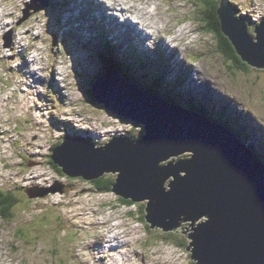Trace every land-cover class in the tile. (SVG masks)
Instances as JSON below:
<instances>
[{"label": "rangeland", "instance_id": "1", "mask_svg": "<svg viewBox=\"0 0 264 264\" xmlns=\"http://www.w3.org/2000/svg\"><path fill=\"white\" fill-rule=\"evenodd\" d=\"M26 1L30 0H0V130L9 135L6 141L0 137V188L3 196L14 195L19 199L12 209L13 219L5 220L0 213V261L5 264L191 263L186 246L192 241L188 236L193 230L187 231L190 228L188 223L178 229L189 238L186 246L179 245L178 242L182 240L177 236L168 241L163 233L157 230L150 232L151 229L148 231V224L142 220L145 211L141 208L146 205L145 201L126 204L112 191H97L91 181L56 172L48 161L51 146L68 134L88 136L96 142L111 134L135 139L141 138L146 132L143 124L120 115L118 117V114L104 109L99 103H91L93 101L89 100L87 94L88 86L96 77L104 74V63L95 58L98 56L94 50L98 45L96 36L102 27L109 29L115 26L111 35L118 34L126 41L131 37L132 44L136 45L134 34H126L123 38L120 33H125L126 29L131 32L133 25L123 21L124 26L120 27L122 23L119 20L131 14L132 18H136L137 14L142 24H150L154 17L146 19L143 14L146 6L140 7L141 4L146 3L151 10L160 14L167 26L157 35L153 32L148 36L143 30L135 29V33L141 30L146 35L138 36L140 42L145 44L143 48L147 49V54L138 53L134 58L138 61L140 57L144 66L138 67L136 71L139 81L150 88L162 76L164 69L171 85L185 93L184 98L177 97L178 101L186 103L188 97H194L199 103L210 106L216 117H219L222 106L228 103L230 111L236 113V120L227 116L229 124L238 130L242 126L246 129V134L240 136L241 140L249 135L247 121L251 118H255L259 124L254 135L264 138V69L250 66L249 71H240L231 65L232 62L218 50L217 34L206 27L200 0H100L107 4L106 8L103 3L96 4L97 0H50L45 9L31 12L26 21L17 25ZM229 1L238 6V15L245 17L250 31L264 20V0ZM129 5L133 7L129 8ZM123 8L126 10L123 11ZM120 11L125 13L124 17H117ZM30 24L33 26L31 29ZM186 26L192 33L172 42L173 46L179 44V55L173 59V66L168 67L169 62L159 58L164 49V40L179 34L177 30L186 29ZM9 27L15 30L12 35L13 49L10 50L2 45V36ZM88 36L92 38V45L84 49L82 38L87 39ZM55 37L58 38V46L52 52ZM112 37L119 43L123 42L118 36ZM166 54L170 60L171 54ZM34 60H40L38 62L42 67L34 65ZM63 62L68 63L64 89L58 83ZM32 72L44 79H36L39 87L33 90L23 84L31 78ZM165 79L163 81L166 84ZM191 80L200 89L208 92L211 88L215 93L209 97L198 93L192 95L188 91ZM43 82L45 85H42ZM160 91L164 93V89ZM33 92L38 93L39 107L44 106V110L40 112L34 106L33 110L27 111L34 112V115H30L14 99L28 100ZM238 111L242 116L238 115ZM221 114L226 117L224 112ZM249 137L252 138V133ZM263 140L259 143L264 148ZM247 141L250 142V139L247 138ZM97 145L102 146L101 142ZM255 148L264 160V150L257 144ZM109 174L116 176L114 173ZM58 183L70 184L72 188L65 193L57 192L45 197L30 198L27 193L29 190L40 192ZM109 217L129 223L124 237H109L108 228L112 225L103 224ZM102 254L105 260L100 259Z\"/></svg>", "mask_w": 264, "mask_h": 264}, {"label": "water", "instance_id": "2", "mask_svg": "<svg viewBox=\"0 0 264 264\" xmlns=\"http://www.w3.org/2000/svg\"><path fill=\"white\" fill-rule=\"evenodd\" d=\"M49 3L26 2L29 14L23 9L17 25ZM217 12L236 53L249 66L264 69V20L250 31L229 0H221ZM13 34L9 28L3 35L5 48L13 49ZM94 81V102L143 124L146 132L135 139L117 136L102 146L66 135L51 149L54 164L69 177L95 180L116 174L112 191L147 201L151 228L175 231L189 223L187 250L196 264H264V161L257 152L228 127L118 74L106 72ZM184 154L189 156L175 160ZM50 187L53 193L70 188ZM48 191L27 193L34 198Z\"/></svg>", "mask_w": 264, "mask_h": 264}, {"label": "trees", "instance_id": "3", "mask_svg": "<svg viewBox=\"0 0 264 264\" xmlns=\"http://www.w3.org/2000/svg\"><path fill=\"white\" fill-rule=\"evenodd\" d=\"M201 4L203 5L204 8V14H203V19L205 21H207L206 23V27L208 29H210L211 31H214L217 35L215 36L217 38V45H218V50L225 56V58L232 62V66L237 68L240 71H249L250 66L244 62L241 57L236 53V50L234 48V46L232 45V42L230 41V39L222 32L221 30V23H220V19L218 16V12L217 9L219 7V0H200ZM233 4V2H232ZM233 6L238 9V6L236 4H233ZM248 27L249 23H248ZM250 29V28H249ZM133 55L134 57H136V54H130ZM102 59L104 60V69L108 70V69H113V70H117V73H121V75L126 79L129 80L131 82H134L138 85H142L144 86L148 91H150L151 93H155L160 95L164 100L168 101V102H172L175 104H179L185 108H188L190 110L199 112L203 115H205L206 117L219 122L221 124H223L224 126L228 127L230 130H232L235 134H237L239 137H243L246 133V129L244 128V131H238L237 129L234 128V126H232L231 124H229V118L227 119V121L224 119L223 115H218L219 117H216L213 115V111L212 109L206 105L205 103L202 104L198 102V100H196L194 97H189L186 101V103L183 101H178L176 97L179 98H183L185 93H182L180 90H176L175 86H172L170 81L165 82L163 81L165 79V75L164 73L162 74V76L160 75V78L158 81L154 82L152 84V86L150 85V88L147 86V84H144L142 81H139V79L137 78L136 75V71L137 68L135 67V65H138L139 68H144L143 66V62L141 60V58L138 61L134 62V67H132L133 65H129L127 63V61L125 60V58L122 57H116L112 52L108 53V56H105L104 54L101 55ZM160 58V56H159ZM124 61V63H122ZM117 62H119L120 64H118ZM163 77V78H162ZM164 83V84H162ZM169 87H168V86ZM160 89H164V93L161 94ZM183 95V97H182ZM19 128V127H18ZM17 128V131H18ZM244 134H243V133ZM125 134V133H124ZM243 135V136H242ZM8 133L5 131L0 130V137H3L6 139V137H8ZM240 137V138H241ZM247 138L248 136L245 137V139H243L242 141L247 143ZM249 143V142H248ZM251 144V145H250ZM250 147L252 148V150L254 152H257L255 146L252 143H249ZM258 154V152H257ZM22 154H20V157ZM189 154H184L182 157H178L175 158V160L179 159V158H186L188 157ZM259 156V155H258ZM49 165L51 167H53V169L56 172H62V169L60 168V166H58L57 164H54V162L52 161V159H49ZM5 162V161H3ZM5 168L8 169V166H5ZM115 176L112 174H105L104 176L93 180L92 184L94 185V187L97 190L100 191H106V190H111L112 187V183L114 182ZM10 192V191H9ZM6 193V192H5ZM8 194V192H7ZM4 193L2 192V189L0 188V213L1 215L4 217L5 220H10L14 218V211L12 209L15 208V205L19 203V199L16 198V196L14 195H9V196H3ZM122 201L124 203H132L130 200H123ZM144 219H146L144 217ZM148 224L150 225V223L148 222ZM150 230V232H154L153 228L149 227L148 228ZM148 230V231H149ZM173 234V233H172ZM172 234H167L166 239H173L174 235ZM178 237L180 238L179 241V245H186L187 240H189V238L187 237V235H178ZM184 239V241H183ZM193 264H195V261L192 262Z\"/></svg>", "mask_w": 264, "mask_h": 264}, {"label": "bare ground", "instance_id": "4", "mask_svg": "<svg viewBox=\"0 0 264 264\" xmlns=\"http://www.w3.org/2000/svg\"><path fill=\"white\" fill-rule=\"evenodd\" d=\"M99 3H103L102 1H100V0H97V2H96V4H99ZM58 4V3H57ZM40 5L41 6H43V4L42 3H40ZM143 5H145L146 6V8H145V12H143V14L147 17V18H152V17H154V19L151 21V23L150 24H148V23H144V24H142L141 22H139V20L138 19H140V16L139 15H137L136 14V18H129L130 20H131V23H130V25L132 24L133 25V28L134 29H141V30H144V31H147V30H145V27H150L151 28V30L149 31H147V32H149V33H155L156 35L158 34V32H160L161 30H163L166 26H167V23H166V21L164 20V18H161V15L160 14H158V13H155L153 10H151V8L150 7H148L147 6V4L146 3H144V4H141L140 5V7H143ZM54 6V5H53ZM103 6H104V8H106L107 7V4H105V3H103ZM130 7H133V5H129V8ZM128 8V9H129ZM173 9V8H172ZM24 10H25V12L27 13V14H29V11H28V9H27V7H26V5H24ZM125 10V8H123V11ZM141 10V9H140ZM176 10V9H175ZM109 11V10H108ZM169 11V10H168ZM64 12V11H63ZM112 12V11H111ZM128 13V12H127ZM83 16V15H82ZM81 16V17H82ZM80 17V18H81ZM124 17V16H123ZM91 18V17H90ZM159 18H161V20L159 19ZM129 19H128V17L127 18H125V19H122L121 20V23L122 24H120V27H123L124 26V24H123V21H124V23L126 24V23H128L129 24ZM148 19V20H149ZM26 24V23H25ZM139 25H141V27L139 26ZM82 26V25H81ZM187 28L185 29V28H181V29H178L177 30V32H179V34H176V35H174L176 38H173V37H171L172 38V41L170 40V39H165L164 40V43H163V45H164V49H162V53H161V55H159L160 56V58L162 59H166L168 62H169V64H168V67H172L173 66V64H174V61H173V59L175 58V57H177L178 55H179V49H178V45L179 44H176L175 46H173L172 45V42L173 41H175L177 38L179 39L180 38V40L182 39V38H184V37H186L187 35H191V33H192V30L189 28V26H186ZM31 28H33V26H31V24H30V29ZM106 28V27H105ZM140 30V32L138 33L139 35L141 34L142 35V31ZM125 31V33L123 32H121L120 31V33H121V36L123 37V38H125L126 37V34H129V33H131V32H128L127 31V29L126 30H124ZM195 32V31H194ZM132 34H134L135 35V37H137V35L135 34V33H132ZM55 38H57V37H55ZM189 38H190V36H189ZM82 40H84L83 38H82ZM138 40H140V38H139V36H138ZM192 41H194V40H191V42ZM137 42V41H136ZM178 42V41H177ZM127 43V41H123V42H120L119 44L120 45H125ZM188 43V42H187ZM140 44H143V43H140ZM17 46V44H15V47ZM136 46L139 48V49H143L144 50V52L147 54V49L146 48H143V47H141L139 44H138V42L136 43ZM175 48H177V49H175ZM171 49H173V50H171ZM166 52H169L171 55H170V57H171V59L170 60H168V55L166 54V56H165V53ZM115 56H117L116 54H115ZM118 58V57H117ZM150 60V59H149ZM38 61H40V60H37V61H35L34 60V62H36L34 65H38V66H41L42 67V64L40 63V62H38ZM162 61V60H161ZM165 62V61H164ZM118 63V62H117ZM122 63H124V61L122 62ZM21 65V64H20ZM23 65H21V67H22ZM19 67L20 66H18V69H19ZM194 67V66H193ZM168 69V68H167ZM170 70H172V69H170ZM117 71V70H116ZM166 72V71H165ZM189 73H191V69L189 70ZM194 73V72H193ZM120 76H121V78H124L122 75H121V73H120ZM197 77V76H196ZM167 82H168V79L166 78L165 79ZM186 80V79H185ZM184 80V81H185ZM191 82H193L192 80L190 81V83ZM192 84H193V86H192ZM215 84V83H214ZM184 85V84H183ZM224 85V84H223ZM25 86L26 87H28V88H30V84H28V83H26L25 84ZM181 88H182V86H181ZM195 88V89H194ZM182 90H183V88H182ZM188 91H189V93H195V95H197V93L198 94H200V95H203V96H207V97H209V95L211 96L212 94H214L215 93V90H213V89H211V88H209V91L207 92L205 89H200L198 86H197V84H196V82L195 83H191L190 85H189V87H188ZM192 95H194V94H192ZM182 97H183V95H182ZM188 97V96H187ZM184 98V97H183ZM189 98V97H188ZM192 98V97H191ZM219 98H221L220 96H219ZM218 99V98H217ZM10 100V99H9ZM14 100H17V97H15V99ZM198 100V99H197ZM214 101V100H213ZM222 101V100H221ZM17 102V104H18V106L23 110V111H25L26 113H27V109L28 110H30L31 109V107H32V105L34 104L33 103V101H32V97H29L28 98V100H18V101H16ZM12 103H15V101H13ZM232 104V103H231ZM233 105V104H232ZM35 106H36V108H38V110L41 112L42 110H44V106H40L39 107V105H38V103L36 102V104H35ZM103 107H104V105H103ZM210 107V106H209ZM216 107V106H215ZM223 108L222 109H220L221 111H219V115H220V113L221 112H224V114L226 115V117L224 118L225 120H227V116H232L235 120H236V113L235 112H232V111H230V106L228 105V103H226L224 106H222ZM105 108H107V107H104V109ZM215 109V108H214ZM236 109V108H235ZM237 110V109H236ZM234 111V110H233ZM30 114H31V112H29ZM28 114V113H27ZM38 116H40V114H37ZM238 115H241V113H240V111H238ZM121 117H122V115H120ZM242 116V115H241ZM124 118V117H123ZM210 119V118H209ZM241 119H243L244 120V118L243 117H241ZM247 125L249 126V135H248V140L250 139V142L254 145V146H256V144L260 147V148H262L263 150H264V148L261 146V144L259 143V141H261L262 139H264V138H262V137H260V136H257V135H254V132L256 131V129H257V127L259 126V124H258V122L255 120V118H251L249 121H247ZM238 130V129H237ZM238 131H244V127L242 126V129L241 130H238ZM243 133V132H242ZM250 133H252V138L251 137H249L250 136ZM244 134V133H243ZM83 138H84V136H82ZM88 137V136H87ZM89 138V137H88ZM89 140L93 143H95V141H94V139H91V138H89ZM263 142H264V140H263ZM4 161V160H3ZM52 188L49 186V187H47V188H44V189H42V190H40V192L39 193H42V192H44L45 190H49L48 191V193L49 194H55V193H53L52 191H50ZM48 194V195H49ZM40 197H45V196H40ZM106 224H110L108 221H106ZM108 231L110 232V233H114V228L111 226V227H109L108 228ZM117 238V237H116ZM119 240V239H118ZM114 247H117L116 245L114 246ZM118 247H119V245H118ZM112 248V247H111ZM100 253V252H99ZM100 259H102V260H105V255L104 254H102V256L100 257ZM0 264H5L4 262H2V261H0Z\"/></svg>", "mask_w": 264, "mask_h": 264}, {"label": "clouds", "instance_id": "5", "mask_svg": "<svg viewBox=\"0 0 264 264\" xmlns=\"http://www.w3.org/2000/svg\"><path fill=\"white\" fill-rule=\"evenodd\" d=\"M77 136H79V135H77ZM80 137H82V136H80ZM76 177H81V178H83L84 180H87V181H93V180H89V179H85L83 176H76ZM96 180V179H95ZM108 191H112V189L111 190H108ZM123 200H130V201H132L131 200V198L129 197V198H123ZM146 203H147V201H145ZM124 203V202H123ZM126 204H131V203H126ZM144 207V206H143ZM145 208H146V205H145ZM145 208H144V211H145V215H144V217L146 216V210H145ZM113 209H115V208H113ZM142 210H143V208H142ZM143 221L145 220V222L148 224V221L146 220V219H142ZM106 221H108L111 225H112V227L114 228V230H117V232H119V222L117 221V219H116V217H109L108 219H105L104 221H103V224H106ZM186 223H184L183 225H185ZM189 224V223H188ZM108 227V226H107ZM127 227V223H126V226L123 228V231L125 232V228ZM150 227V225L148 224V227H147V230H148V228ZM154 230H157V231H159V232H161V233H163V235L166 237L167 236V234H172V235H174V237L175 236H177L178 237V235H186V234H184V233H182V232H180V230H175V231H161V228H153ZM128 231H126V233H127ZM165 240H168V241H172V239H165ZM186 246V245H185ZM190 246V244H188L187 246H186V250H187V248ZM177 248V247H176ZM178 249V248H177ZM179 250V249H178ZM187 251H189V250H187ZM190 252V260H191V263L190 264H193L192 262H194L195 260H193L191 257H192V253H191V251H189ZM189 263H187V264H189ZM195 264H196V261H195Z\"/></svg>", "mask_w": 264, "mask_h": 264}]
</instances>
